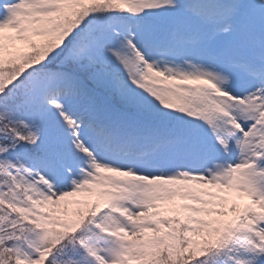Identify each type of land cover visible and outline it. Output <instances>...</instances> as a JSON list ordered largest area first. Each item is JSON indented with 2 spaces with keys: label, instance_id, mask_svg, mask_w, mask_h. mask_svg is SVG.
I'll return each mask as SVG.
<instances>
[{
  "label": "snow or ice",
  "instance_id": "obj_1",
  "mask_svg": "<svg viewBox=\"0 0 264 264\" xmlns=\"http://www.w3.org/2000/svg\"><path fill=\"white\" fill-rule=\"evenodd\" d=\"M0 264H264V0H0Z\"/></svg>",
  "mask_w": 264,
  "mask_h": 264
}]
</instances>
